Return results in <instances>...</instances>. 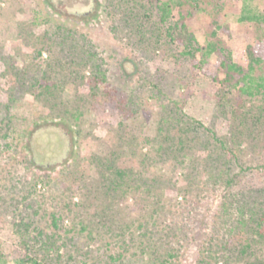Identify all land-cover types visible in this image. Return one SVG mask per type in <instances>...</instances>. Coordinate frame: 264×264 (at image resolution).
Segmentation results:
<instances>
[{"label":"rangeland","instance_id":"rangeland-1","mask_svg":"<svg viewBox=\"0 0 264 264\" xmlns=\"http://www.w3.org/2000/svg\"><path fill=\"white\" fill-rule=\"evenodd\" d=\"M155 1L0 0V264H15L25 255L15 225L22 217L26 221L33 219V226L54 242L47 255L39 253L33 264H152L149 252L141 254L136 247H126L119 238L110 239L111 234L103 229L85 225V230H79L82 225L77 224L80 219L87 223L93 217L91 213L82 217V208L75 206L84 200L82 191L71 186L81 183L86 175L88 179L95 176L90 156L109 151L113 129L119 122L144 139L139 140L142 152L156 155L157 145L152 138L164 121L190 116L226 140L242 164H264V64L247 79V85L255 92L249 95L239 91L234 81L222 80V71L214 80L210 73L193 67L177 50L162 44L164 35L157 43L155 28L153 38L144 29L142 40L137 27L140 12L149 11ZM167 1L174 5L176 16L184 13L203 47L211 42L222 48L206 56L212 72L229 56L246 67L245 46L264 41V19H256L264 15V0H208L194 10L186 0L184 6L177 5L179 0ZM152 11L149 23L153 25L157 14L156 9ZM48 17L53 24L63 22L92 40L104 57L109 81L124 98L119 108L99 105L94 113H88L81 122V136L69 123L44 115L47 109L42 100L23 89L14 90L4 80L10 73L6 65L27 72L45 65L49 55L43 52L39 56L38 49L48 29L54 27L47 24ZM74 69L79 70L80 66ZM256 84L262 86L257 90ZM12 94L15 101H10ZM55 130L63 133L62 140ZM193 151L205 152L198 148ZM69 162H73L72 174L64 168ZM188 164L185 157L178 166V175L164 190L163 202L169 211L163 219L170 225H183L184 229L176 236L169 233L167 245L158 249L162 258L168 260L165 264H201L204 242L218 219H223V209L236 211L230 201L222 204L223 186L209 188L196 181L188 191ZM170 169L168 160L150 163L145 176L161 173L169 179ZM162 183L168 184L167 180ZM134 198L131 195L127 201L133 218L141 205ZM52 214L59 219L58 229L52 225ZM73 223L77 224L75 231L68 232ZM30 232L37 233L32 226ZM208 263L222 264L215 258Z\"/></svg>","mask_w":264,"mask_h":264},{"label":"trees","instance_id":"trees-1","mask_svg":"<svg viewBox=\"0 0 264 264\" xmlns=\"http://www.w3.org/2000/svg\"><path fill=\"white\" fill-rule=\"evenodd\" d=\"M207 1L186 0L191 10L201 8ZM139 5L144 9L142 3ZM177 5L184 6V0L177 1ZM153 8L156 9L157 17L152 25L149 21ZM191 10L188 11L189 16L192 15ZM174 11V5L167 0H156L150 5L149 11L142 10L137 26L141 39L145 38L147 31L150 38L155 37L152 35L155 28L157 43L161 42L160 36L164 35L162 44L177 50L193 67L210 73L214 80L218 79L217 72L222 71V80L230 83L234 81L233 85L239 91L253 95L255 92L250 89L251 85H247V79L258 66L264 64V41H254L245 46L246 67L229 56L212 72L208 68L206 56L220 47L211 42L203 47L186 22L184 13L179 12L176 16ZM256 19L262 20L264 15ZM45 20L48 25L53 24L49 17ZM53 26L48 29L42 47L38 49L39 56L43 52L49 55L45 65L35 72H27L12 64L6 65L10 73H6L7 78L4 80L14 90L23 89L30 96L42 100L43 107L47 109L44 115L69 123L72 128H76L75 134L81 136L84 126L81 122L88 113H94L99 105L119 108L124 98L109 81L104 57L92 40L84 32L63 22ZM74 66H80V69L76 70ZM261 86L256 84L254 87L258 90ZM15 99V94H12L10 101ZM55 133L62 140L63 133L58 130ZM112 136L108 152L90 156L95 176L88 179L86 175L81 183L71 186L82 191L84 200L75 203L76 207L82 208V217H89L90 213L93 217L87 223L80 219L77 222L82 225L79 230H85V225L98 231L103 229L111 234L110 239L119 238L123 245L136 247L141 254L149 252L152 264H165L168 260L162 258L158 249L168 243L169 233L173 232L176 236L177 232L184 233V229L183 225H170L163 219L166 210L169 211L163 202L164 190L165 186L169 187L172 177L178 175V166L188 157L187 190L192 189L196 181H201L209 188L223 186L225 200L222 204L226 205L230 201V207L236 209H223V219H218L209 239L204 242L201 264H209L211 258L222 264L241 260H245L246 264H264V164H242L226 140L190 116L164 121L152 138V143L157 145L156 155L149 151L142 152L139 140L144 139L123 122L113 129ZM195 148L205 151V154H196L193 151ZM167 160L172 166L169 171L171 178L166 179L161 173L153 177L145 176L150 163L158 164ZM72 163L64 166L69 174L73 173ZM166 180L168 184L161 185ZM131 195L141 204L135 218L130 216L131 208L127 204ZM51 220L58 229L59 219L55 214H52ZM20 221L15 222L16 234L20 236V244L26 252L15 264L37 263L38 254L48 253L54 247V242L44 236L42 229L33 226V219L26 221L22 217ZM76 225H70L68 232L75 231ZM31 226L37 231L36 234H31ZM168 255L172 257L174 254Z\"/></svg>","mask_w":264,"mask_h":264}]
</instances>
